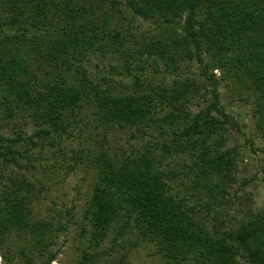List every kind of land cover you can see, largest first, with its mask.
<instances>
[{
	"label": "trees",
	"instance_id": "trees-1",
	"mask_svg": "<svg viewBox=\"0 0 264 264\" xmlns=\"http://www.w3.org/2000/svg\"><path fill=\"white\" fill-rule=\"evenodd\" d=\"M125 10L158 27L132 50L116 18ZM92 50L126 54L132 90H117L121 80L106 75L96 82L84 64ZM158 60L168 70H198L169 85L150 76ZM223 80L251 102L264 129V0H0V117L21 126L15 136L0 132L7 264L17 256L13 235L24 264L56 259L52 246L74 215L34 218L35 190L45 185L26 174L37 167L31 147L60 144L90 115L103 138L118 127L145 142L131 153L86 149L94 179L82 226L96 246L111 244L109 258L85 251L74 264H132L125 253L111 256L128 239L151 244L172 264H264V212L232 227L218 210L237 182L240 155L228 145L240 124L222 102Z\"/></svg>",
	"mask_w": 264,
	"mask_h": 264
},
{
	"label": "rangeland",
	"instance_id": "rangeland-1",
	"mask_svg": "<svg viewBox=\"0 0 264 264\" xmlns=\"http://www.w3.org/2000/svg\"><path fill=\"white\" fill-rule=\"evenodd\" d=\"M116 18L121 20L124 27L122 30L125 34H131V43H127L131 50L153 38L158 32L157 24L142 17H133L127 10L121 16L117 15ZM126 56L123 52L108 51L103 54L100 50H92L84 64L96 82L102 83L103 76L106 75L113 77L114 80H121L120 83H115L118 87L117 90L129 91L133 88L132 80L135 71L132 70V73H128L123 64ZM150 63L153 62L148 64ZM157 65V71L149 65L150 69L154 70L150 76L169 85L176 78L192 76L198 70L196 65L189 64L182 65L179 71L168 70L164 62L160 60L157 61ZM216 72L220 76V70H216ZM232 87V82L223 80L220 92L222 102L225 103L227 110L239 120L240 124L239 131L232 130L228 143L229 146L239 147L237 182H234L229 188L231 194L228 196L226 204L218 210L224 225L236 227L252 212H264V129L259 128L256 124L251 102L237 97L239 94L234 92ZM193 109L197 110L198 106H194ZM93 118L94 115L86 118L81 125L79 124V127H75L68 135H65L60 144L41 145L39 142L31 147L34 156L37 157L34 162L37 167H29L26 174L32 175L34 181L42 179L45 185L44 189L37 185L38 189L35 190L37 198L33 199L31 206L34 218H50L54 214L65 213L68 210L74 215L69 230L61 232L52 246L54 250H58V255L51 264H74L82 258L85 251L103 252L101 254L104 255L100 256L104 257L103 259L109 258V254L107 255L104 250L110 247V238L96 246L94 241H89L92 237L90 228L82 226L84 225V209L94 179V169L91 161L86 158V149L90 147L97 151L99 149L107 150L112 154L121 152V150L131 153L133 149L142 146L145 142L144 139L133 137L132 130L118 127L103 138L102 135L105 132L103 126H96ZM18 121L19 119L8 121V119L0 117V132L15 136V132L21 128L17 124ZM23 128L28 134H31L35 129L32 123ZM15 168L17 169V167ZM23 170L25 171V169ZM5 181L7 182L8 179ZM83 227L86 229L83 230ZM132 241L131 239L125 240L119 250L113 251L111 256H121L125 253L132 264H172L162 257L151 244H134L135 240ZM8 243L17 255L14 263L24 264L18 254V244H21L22 240L13 235ZM5 250L0 248V264L8 262L3 258ZM35 260L37 264L41 262L39 257H36Z\"/></svg>",
	"mask_w": 264,
	"mask_h": 264
}]
</instances>
